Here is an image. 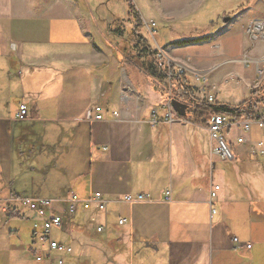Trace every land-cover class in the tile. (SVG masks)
I'll list each match as a JSON object with an SVG mask.
<instances>
[{
  "label": "crops",
  "instance_id": "0c3cea01",
  "mask_svg": "<svg viewBox=\"0 0 264 264\" xmlns=\"http://www.w3.org/2000/svg\"><path fill=\"white\" fill-rule=\"evenodd\" d=\"M160 39L164 61L179 69V48ZM115 51L70 0H0V264L33 260L39 218L18 198L40 179L52 195L32 196L53 199V211L70 192L98 191L108 201L104 218L80 206L64 218L63 264H264V155L234 144L237 132L229 136L234 158H219L206 114L179 115L162 84L142 89L133 77L134 91L124 89ZM211 59L191 66L190 79L208 77L220 104L246 100L224 94L227 59ZM95 106L102 120L87 119ZM246 136L254 142L261 133L252 124ZM137 193L147 197L122 200ZM233 238L249 246L237 248Z\"/></svg>",
  "mask_w": 264,
  "mask_h": 264
},
{
  "label": "rangeland",
  "instance_id": "374dc122",
  "mask_svg": "<svg viewBox=\"0 0 264 264\" xmlns=\"http://www.w3.org/2000/svg\"><path fill=\"white\" fill-rule=\"evenodd\" d=\"M70 1L83 14L90 17L93 26L101 33V37L112 45L113 50H117L114 54L118 50L122 51L121 39H117L107 28L110 25L116 27L119 19H122L119 25L122 28L121 36H128V31L134 22L127 19L128 7L125 0ZM131 2L140 15L144 24L142 34L146 36L151 47L159 50L155 45L161 44V37L166 42L164 48L176 45L179 48V51H176V61L187 75L192 72L191 66L202 64L208 57L213 59L216 57L217 61L227 59L224 69H227L226 74H229L221 80L220 88L225 95L230 92L231 98L235 97L240 100L246 97L244 101L250 99L246 85L251 84V89H254L264 81V39L255 40L246 33V28L252 23L264 22V0H131ZM244 2H248V4L245 7H240L245 4ZM150 22L155 23L154 31L147 28ZM150 32H152V36ZM204 36H206L204 40H195ZM178 42L184 43L179 44ZM160 59H163L162 54H160ZM122 70L126 74L123 77L121 76ZM120 76L122 77V87L129 91H134V88L128 79L134 82V78H137L142 89H149V84H153L144 78V73L140 70L126 66L124 63L118 77L120 78ZM193 76L192 74V80H194ZM163 81L161 84H166L167 78ZM262 93L263 96H255L250 101V106H254V109H262L264 88ZM194 95L198 98L201 97L197 89H195ZM167 105L172 108L169 101H167ZM209 142V145L214 146L210 137ZM50 189L48 185H43V179H40L29 191L27 197H33V193L41 197H50L52 195ZM99 213L100 217H105V212ZM106 213H108L110 221L116 222V212H110L108 209ZM23 236L32 241L26 229ZM51 236L53 239L61 241L65 232L54 227ZM34 247L36 251L42 249L37 237ZM29 263L43 264L37 263L34 257L33 260H29Z\"/></svg>",
  "mask_w": 264,
  "mask_h": 264
},
{
  "label": "built area",
  "instance_id": "2783aa9c",
  "mask_svg": "<svg viewBox=\"0 0 264 264\" xmlns=\"http://www.w3.org/2000/svg\"><path fill=\"white\" fill-rule=\"evenodd\" d=\"M154 26L155 23L150 22L147 28H151V31H154ZM246 33L252 39H264V22L256 21L252 23L246 28ZM150 34L152 36V32ZM160 54H162V51L159 49L156 53L157 61H164V59H160ZM165 63L168 64L169 62ZM178 73L186 74L182 68L178 69ZM193 77L196 80H200V85L195 86V89L201 94L199 99L207 103H214L216 85L211 83L206 76L198 77L194 75ZM168 78H170V75H168ZM170 100H168L169 103ZM90 112H94V115L92 116ZM113 115H116V112H113ZM27 116V105L20 103L16 113V119L23 121ZM86 117L89 120H102L104 118L102 109L99 106H95L91 111L87 112ZM165 119L171 122L173 120L171 113H168ZM252 124H255L261 133L260 139L254 142L250 141L246 136V134L248 135L250 133ZM206 127L210 139L214 142L213 153L223 160H232L234 158V152L229 143V136L237 132L238 134L234 137V144H247L249 146L248 153L252 157L264 155V106H262V109H250L248 113L243 114L242 118L227 115L226 113H212L208 117ZM218 188V185L212 187L210 191L211 200L215 197ZM146 197L142 193H137L135 196L126 194L122 197V200L130 203L134 200L145 199ZM18 201L21 206L27 208L39 218V222L34 223V232L42 245V249L40 251L35 250L33 256L36 262L43 264H63V256L70 252V248L65 243L52 238L51 233L54 227L62 229L64 227V218L74 216L78 206L85 211L94 208L104 212L108 202L103 194L98 191L91 193L85 198H79L75 193L70 192L66 197L60 199L63 202V207L60 211H53L54 200L50 198L19 197ZM125 222V218H119L118 220V223L121 225ZM102 229L103 227L100 225L96 227L97 232L102 231ZM232 241L237 248L249 246L248 244L240 243L237 238H233Z\"/></svg>",
  "mask_w": 264,
  "mask_h": 264
},
{
  "label": "trees",
  "instance_id": "16d2710c",
  "mask_svg": "<svg viewBox=\"0 0 264 264\" xmlns=\"http://www.w3.org/2000/svg\"><path fill=\"white\" fill-rule=\"evenodd\" d=\"M125 1L128 7L127 19L134 22L132 28L128 31V36H121L122 28L119 25L122 19H119L116 27L110 25L107 28L117 39H121L123 43L122 51L118 50L121 61L126 66H131L142 71L145 76L151 79L154 85H161V82L167 78V85L162 84L168 94L167 97L187 104V117L192 118L195 114H206L207 122L209 115L212 113H226L227 115L242 118L244 113H248L250 109L255 108L254 106H250V101L255 96H263L262 90L264 88V81L259 83L257 88L250 90L249 100L243 101L237 105L227 103L220 104L218 102L207 103L204 100L196 98L194 95L195 88L187 74L178 73V69H175V66L171 63L166 64L164 61H157V50L151 47L146 36L142 34L144 24L141 21L140 15L136 12L131 0ZM244 3L245 4L240 5V7H245L248 4V2ZM204 39H206V36L195 40ZM178 43L182 44L184 42ZM168 75H170V78H168Z\"/></svg>",
  "mask_w": 264,
  "mask_h": 264
},
{
  "label": "water",
  "instance_id": "95a60500",
  "mask_svg": "<svg viewBox=\"0 0 264 264\" xmlns=\"http://www.w3.org/2000/svg\"><path fill=\"white\" fill-rule=\"evenodd\" d=\"M170 104L172 108L181 116H186L187 115V107L188 105L185 103H182L178 100L171 99Z\"/></svg>",
  "mask_w": 264,
  "mask_h": 264
}]
</instances>
